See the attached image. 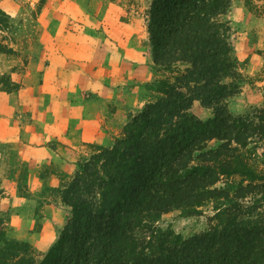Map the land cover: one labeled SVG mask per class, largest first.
Masks as SVG:
<instances>
[{"label": "trees", "instance_id": "trees-1", "mask_svg": "<svg viewBox=\"0 0 264 264\" xmlns=\"http://www.w3.org/2000/svg\"><path fill=\"white\" fill-rule=\"evenodd\" d=\"M231 1L152 0L153 61L172 75L149 83L156 99L56 189L71 216L45 258L8 238L0 221V264H264V167L255 148L264 142V106L233 114L226 102L243 77L221 19ZM177 63L187 67L173 71ZM195 100L213 117L196 116ZM208 204L209 228L188 238L158 224Z\"/></svg>", "mask_w": 264, "mask_h": 264}, {"label": "rangeland", "instance_id": "rangeland-1", "mask_svg": "<svg viewBox=\"0 0 264 264\" xmlns=\"http://www.w3.org/2000/svg\"><path fill=\"white\" fill-rule=\"evenodd\" d=\"M151 2L152 0H0V80H4L3 84L0 83L1 89L16 92L22 83L42 82V72L48 63L47 53L50 49H60V45L56 43L58 38L68 33L70 25L78 27L75 24L77 20L97 18L92 20V25L86 23V26L80 27L81 37L98 35V46L106 41L109 47L113 44L105 38L110 40L111 36L121 31L120 37L127 34V38H131L134 50L143 48L146 52V63L151 65V79L143 82L142 86L147 97L137 102V111L131 112L130 116L138 113L157 97L156 91L149 89L148 84L157 78L172 75V71L155 65L153 61L148 30ZM78 5L79 13L76 12ZM221 19L231 26L230 42L243 76L239 92L226 101L228 108L231 113L239 114L263 107L264 0H232ZM145 39L148 46H145ZM138 55L137 51L134 57ZM185 67L187 64L177 63L173 71L178 72ZM191 111L204 121L213 117L212 109L204 107L198 100L194 101ZM217 143V140H213L209 144L215 146ZM21 145L20 142L0 141V221L8 238L29 242L32 255L41 261L58 241L71 216V208L63 203L56 189L63 180H69L75 173L79 160L90 156L96 146L103 145H86L74 162L71 173L52 169L45 164L41 166L40 163L36 167L37 163L24 158L26 153H23ZM255 148L262 163L259 167H264V142H259ZM50 173L58 176L60 183L57 187L50 186L43 180ZM213 214L211 204L203 207L200 214L191 216L184 215L181 210H174L163 214L158 224L163 229H172L188 238L208 229Z\"/></svg>", "mask_w": 264, "mask_h": 264}, {"label": "crops", "instance_id": "crops-1", "mask_svg": "<svg viewBox=\"0 0 264 264\" xmlns=\"http://www.w3.org/2000/svg\"><path fill=\"white\" fill-rule=\"evenodd\" d=\"M92 20H77L78 27L70 25L58 38L60 49L47 53L42 82L22 83L16 92L0 84V141L20 142L24 158L36 167L71 173L85 146H110L137 102L147 97L142 83L151 79V65L145 50H134L121 31L105 38L109 47L106 41L98 46V35L81 37L80 27ZM57 177L50 173L43 180L57 187Z\"/></svg>", "mask_w": 264, "mask_h": 264}]
</instances>
